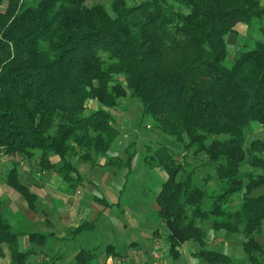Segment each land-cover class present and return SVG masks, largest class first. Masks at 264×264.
<instances>
[{
	"label": "trees",
	"instance_id": "1",
	"mask_svg": "<svg viewBox=\"0 0 264 264\" xmlns=\"http://www.w3.org/2000/svg\"><path fill=\"white\" fill-rule=\"evenodd\" d=\"M254 22H263V38L244 43L227 66L228 37ZM127 96L141 105L140 128L172 138L177 147L147 148L167 177L156 195V218L169 254L176 260L186 243L195 242L203 261L231 264V257L206 250L207 232L199 223L217 215L225 220L210 228L243 233L249 263L264 264L257 239L264 194L252 195L264 186V139L249 142L246 135L253 123L264 127L261 0H146L134 6L110 0L109 7L85 0H0V153L32 159L40 152L42 166L55 169L75 191L85 178L74 160L92 165L108 155L119 136L112 111ZM91 102L99 107L89 110ZM182 150L205 161L189 169L179 159ZM244 166L254 171L244 173ZM205 168L215 172L204 175ZM7 178L34 210L35 195L19 182L17 169ZM211 181L228 187L206 209ZM237 193L241 207L229 212L223 205ZM48 237L32 236L42 244ZM18 240L0 215V248L6 244L11 264H27L36 251L21 252ZM94 259L82 251L73 264ZM44 264H57L56 258Z\"/></svg>",
	"mask_w": 264,
	"mask_h": 264
},
{
	"label": "crops",
	"instance_id": "2",
	"mask_svg": "<svg viewBox=\"0 0 264 264\" xmlns=\"http://www.w3.org/2000/svg\"><path fill=\"white\" fill-rule=\"evenodd\" d=\"M50 162L54 166L58 164L59 159L50 157ZM42 163L41 155L39 159H28L0 153V215L9 223L11 230L19 235V250L36 251L27 264H32L33 258L36 264H44L48 257H55L57 264H73L76 256L82 251L93 252L94 264L96 262L98 264H158L160 259L166 261L164 256L169 249L162 247L164 236L161 238L153 233L150 240L142 243L135 232L141 226L136 219L137 211L127 208L123 212L125 216L120 217L112 209L118 204L120 206L119 192L110 188L114 203L108 202L101 195H108L107 191H99L97 188L109 165L105 157L100 158L95 166L74 160L73 163H77L80 173L85 178L84 184L75 191L70 190L55 169L44 168ZM11 164L14 165L13 169L18 171L19 182L35 195L34 210L23 195L7 184L8 174L12 170L7 168ZM103 199L106 203L102 204L105 207L110 206L111 209L97 207L96 203L100 202L98 200ZM90 232L95 238L88 236ZM210 232L211 228L207 232V247L209 243L213 246L223 244L222 240L210 237ZM160 234L162 235V232ZM227 234L223 231V235ZM33 235L51 237L42 244L37 242V238L33 239ZM81 236L84 240L73 244ZM197 247L196 244L193 249L197 250ZM0 249L2 250L0 264H11V256L6 244H2ZM154 252L159 253V260L154 258ZM199 252L191 253L192 259H189V262L202 260L198 255ZM220 252L229 257L237 255L235 249L228 246Z\"/></svg>",
	"mask_w": 264,
	"mask_h": 264
},
{
	"label": "rangeland",
	"instance_id": "3",
	"mask_svg": "<svg viewBox=\"0 0 264 264\" xmlns=\"http://www.w3.org/2000/svg\"><path fill=\"white\" fill-rule=\"evenodd\" d=\"M29 1L38 2L39 0ZM126 1L130 6H134L146 0ZM261 2L264 5V0H261ZM85 3L88 6H91L93 4H102L106 7L110 6V0H85ZM262 25L263 22H254L251 26H249V28L244 25L238 26L236 28V33L231 34L228 37L229 56L226 61L227 66L232 65L234 58L243 50L244 43H249L255 39L263 38L258 31V28H260ZM119 100V107L112 111V114L115 118V126L119 131V136L117 142L105 157L109 165L106 167L103 173V180L97 184V188L99 189V191L108 192L109 196L107 194L101 195L104 196L110 203H114L110 188L115 189L119 192L121 197L120 206L118 204L112 209L120 217L121 215L125 216L123 212L127 208L131 209L132 211H137L136 219L140 222L141 226L135 232L139 240L142 243H146L148 239H151L153 233L161 238H163L164 236L163 229L160 227V222H158L156 218V211L158 209L156 195L161 190L163 183L167 179L165 173L162 172L159 167H157L156 153L153 154V151H147V148L148 146H152L157 149L161 146H167L173 150L177 147L174 144L172 138L151 130H147L145 127L140 128L139 120L141 105L138 100L132 99L128 96L120 98ZM90 104L91 105L89 107V110H96L99 107L96 102H91ZM144 123H150V119L145 120ZM246 135L247 137L249 136V142H251L253 139L262 140L264 139V127L260 126L257 123H253L251 127L246 131ZM129 145H133V148H127ZM180 152H182V154L179 159L183 160L186 166H189V169L193 168L195 165L200 168V165L205 161L204 155H196L193 151H191L190 154H187L183 150ZM40 155V152H36L32 155L33 157L30 158L39 159ZM97 161H95V163H97ZM95 163L93 164V166H95ZM13 166L14 165L11 164L7 169L11 170L13 169ZM252 171L254 170H252L248 166H244L242 168V172L244 173ZM214 172V168H205L202 171L204 175ZM201 176L202 175H200L199 177ZM105 177H107L108 179H105ZM199 186L202 187V184L200 183ZM227 187L228 185L226 181H211L208 183L206 189L208 195H206V199L204 201V206L206 207V209L211 208V204L218 197L222 196L221 193L224 192ZM262 194H264V186L260 187L258 190L252 193V195L258 196ZM241 201V193L234 194L228 199L226 204L223 205V208H225L229 212H236V210L240 209L241 207ZM102 203L103 202H99V204L96 203L99 209H111L110 206L105 207ZM210 218L199 223L200 228L203 227L206 232H209L210 227L215 220L218 222L225 220L224 217H220L217 215H212ZM160 232H162V235L160 234ZM225 233L227 234V232ZM88 236H90L91 238H95L91 232L88 234ZM210 237H215L219 240H222L223 244H221L220 246H213L212 243H209L208 247L206 246V249L208 251L220 252V250L228 246L233 250L235 249V253L237 254L236 256H231V264H250L249 259L245 255L243 250V243L245 239L243 233H229L227 235H223V231L211 229ZM257 239L260 243L264 244V227L262 235H260ZM81 240H84L83 236L75 240L73 244H78ZM162 243V247L168 250L169 244L166 241H163ZM185 245L187 246L182 247L180 255L176 260L169 254V252H167V254L164 256V259L166 261L163 262L162 259H160L158 261V264H208L202 260L189 262V259H192L191 253L200 251L199 249L201 248L199 247L200 245H197V250H194L193 248L196 246L195 242H188ZM117 251L120 252L118 248ZM51 258L52 257L46 258L47 261L45 260V262H48V259L50 260ZM34 261L35 260L33 258V261L31 263L36 264ZM96 264H98V262H96Z\"/></svg>",
	"mask_w": 264,
	"mask_h": 264
},
{
	"label": "built area",
	"instance_id": "4",
	"mask_svg": "<svg viewBox=\"0 0 264 264\" xmlns=\"http://www.w3.org/2000/svg\"><path fill=\"white\" fill-rule=\"evenodd\" d=\"M153 256H154V258H155L156 260H159V259H160V255H159L158 252H154Z\"/></svg>",
	"mask_w": 264,
	"mask_h": 264
}]
</instances>
